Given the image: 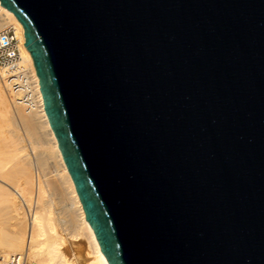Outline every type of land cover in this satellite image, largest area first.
<instances>
[{"label":"water","instance_id":"water-1","mask_svg":"<svg viewBox=\"0 0 264 264\" xmlns=\"http://www.w3.org/2000/svg\"><path fill=\"white\" fill-rule=\"evenodd\" d=\"M108 264H264V0H0Z\"/></svg>","mask_w":264,"mask_h":264},{"label":"bare ground","instance_id":"bare-ground-1","mask_svg":"<svg viewBox=\"0 0 264 264\" xmlns=\"http://www.w3.org/2000/svg\"><path fill=\"white\" fill-rule=\"evenodd\" d=\"M8 26L21 39L20 65L37 82L38 105L25 108L0 85V118L22 131H6L0 140V258L19 256L24 264H108L49 125L23 27L0 5V30ZM24 208L31 211L28 219Z\"/></svg>","mask_w":264,"mask_h":264},{"label":"built area","instance_id":"built-area-1","mask_svg":"<svg viewBox=\"0 0 264 264\" xmlns=\"http://www.w3.org/2000/svg\"><path fill=\"white\" fill-rule=\"evenodd\" d=\"M21 39L12 26L0 30V85L27 109L38 105V85L30 70L20 65ZM0 264H24L22 257L0 258Z\"/></svg>","mask_w":264,"mask_h":264},{"label":"rangeland","instance_id":"rangeland-1","mask_svg":"<svg viewBox=\"0 0 264 264\" xmlns=\"http://www.w3.org/2000/svg\"><path fill=\"white\" fill-rule=\"evenodd\" d=\"M4 121V122H3ZM7 122L5 121V120H3L2 118H0V132L2 131H4L3 133H1L0 134V140H2L1 138V136H3L4 134L6 135L7 134V132L9 131V130H12V129H14V127L13 128H11V124L9 125V123H7ZM3 129V130H2ZM15 130V129H14ZM7 131V132H6ZM16 131V130H15ZM16 132H18L19 134H22V131L21 130H18V131H16ZM22 137L24 138V136L22 135ZM2 143V141L0 142V144ZM2 146V145H1ZM0 146V147H1ZM58 206V204H55V208H58L57 207ZM22 212L24 213V215L26 216V218L28 219V217H30V213H31V211L29 212V210H27L26 208H24L23 210H22Z\"/></svg>","mask_w":264,"mask_h":264}]
</instances>
